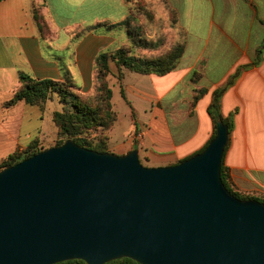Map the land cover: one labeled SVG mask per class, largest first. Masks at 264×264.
<instances>
[{
	"label": "crops",
	"instance_id": "1",
	"mask_svg": "<svg viewBox=\"0 0 264 264\" xmlns=\"http://www.w3.org/2000/svg\"><path fill=\"white\" fill-rule=\"evenodd\" d=\"M165 1L170 25L180 38L176 42L185 45L183 54L165 75L122 68V87L132 109L124 113L128 128L118 131L123 124L112 86L117 118L108 131L109 150L125 154L135 149L143 165L152 167L174 164L200 150L213 134L207 112L212 91L237 67L248 64L220 101L222 115H233L224 164L235 190L264 197V47L253 64L264 41V0H205L203 7L199 0ZM33 8L44 18L42 31ZM129 14L126 0L0 1V159L35 138L45 148L57 138L52 114L62 105L56 93L43 110L23 100L4 105L20 85L19 72L37 79L68 78L81 93L87 91L96 77L98 53L137 43L132 32L130 38L118 25ZM144 39V49L162 42ZM109 66L117 68L114 61ZM116 89L120 93V87ZM200 89L205 92L193 104ZM54 100L60 109L48 107ZM47 108L53 122L48 135L42 126Z\"/></svg>",
	"mask_w": 264,
	"mask_h": 264
},
{
	"label": "water",
	"instance_id": "2",
	"mask_svg": "<svg viewBox=\"0 0 264 264\" xmlns=\"http://www.w3.org/2000/svg\"><path fill=\"white\" fill-rule=\"evenodd\" d=\"M228 127L199 152L145 166L138 151L67 139L0 170V264H264V202L221 179Z\"/></svg>",
	"mask_w": 264,
	"mask_h": 264
},
{
	"label": "trees",
	"instance_id": "3",
	"mask_svg": "<svg viewBox=\"0 0 264 264\" xmlns=\"http://www.w3.org/2000/svg\"><path fill=\"white\" fill-rule=\"evenodd\" d=\"M127 1L131 2V0ZM136 5H138V2ZM33 17L41 31L46 28L44 18L37 8H33ZM129 18L131 17L129 16L126 20L118 23V25L128 24ZM137 43L143 47L147 46V43L143 38H139V42ZM262 47H264V41L256 51V57L253 64L260 58ZM184 48V43H179L159 56H136L131 53L130 49L124 47L118 48L114 51H103L98 53L95 57V79L98 81V96L95 104H91L84 100L83 97L79 95V93H76L74 90H72L75 85L68 78L63 79L62 81L52 79H37L21 71L19 72L20 85L13 92L11 98L4 103V105L6 107H10L16 104L18 101L23 100L27 104L38 105L40 109L43 110L45 102L52 97L53 93H56L62 108L61 110H54L52 114V120L57 128V138L53 145H59L67 139H71L82 147L99 152H107L110 151L108 146V131L112 128L117 118V114L112 103V88L108 85L106 80L107 75L111 73L109 62L114 61L117 67V75L121 79L123 78V67L133 70L137 73L165 75L175 68L177 62L183 54ZM247 66L248 64L237 67L235 71L229 76L225 84L215 88L212 91L211 100L207 106V112L212 120L213 134L206 144L195 153L201 151L214 137L217 118H221L222 121L227 125L229 141V134L233 128V115L230 114L227 117L222 115L220 112V101L227 87L234 83L241 70ZM203 92H205L203 89L196 91L192 100L193 104L198 99V96ZM120 95L128 104H130L126 99L122 86H120ZM226 148L227 146L223 152L220 170L221 179L225 187L233 195L241 199H257L261 202H264V197L242 194L232 187L230 170L224 164V154ZM42 149H45V147L39 146L38 139L35 138L25 148L16 149L6 157L1 158L0 170L6 166L17 163ZM189 156L178 160L176 163L188 158ZM55 264L86 263L81 259H71ZM104 264L140 263L131 258L122 257Z\"/></svg>",
	"mask_w": 264,
	"mask_h": 264
},
{
	"label": "rangeland",
	"instance_id": "4",
	"mask_svg": "<svg viewBox=\"0 0 264 264\" xmlns=\"http://www.w3.org/2000/svg\"><path fill=\"white\" fill-rule=\"evenodd\" d=\"M127 2L129 4V10H130L129 16L131 17L129 18L128 22L130 23L131 27H135V28L131 29V27H129V23L126 25L125 24H120V25L121 27H125V30L129 34L130 38L132 32L133 33L132 36L137 42H139V38L144 39L145 36L148 39L151 38L152 40H156V39L159 40L161 38L162 42L157 48H150V49H148V47L144 49L142 46L135 43L134 41L133 43L129 42L126 44H122L121 47L130 49L131 53L136 56H159L170 50L173 46L182 43V42L177 43L178 41H180V38L176 36L177 32L174 29V27L170 25L169 15H167L166 13L167 11L165 9L167 5L165 0H131V2L129 1ZM137 2L138 5H136ZM198 4L202 7L206 5L205 0H199ZM106 80L111 88L112 86H114L113 98L117 106L116 109L120 112V116H121L120 123L122 121L123 124V125L118 124L117 130L124 131L125 128H128L129 125V121L125 120L126 116L124 115V113L125 112L129 113L131 106L121 98L120 93H118V89H116V87L123 86V78L121 79L117 75V68H116L114 70L111 69V73L107 75ZM97 84L98 81L94 79L92 86L87 91L81 93L78 90V87L76 86H74L72 90H74L76 93H79V95H81L84 100L88 101L91 104H95L98 96ZM54 106L60 109V104L57 100L50 101L48 103V107H54ZM49 112L50 111L47 108L46 111L44 112V117H43L45 121L42 126H43V130L46 132V135H48L49 132H51V129L53 127V122L49 117ZM54 142H52L51 145H49V147L53 146Z\"/></svg>",
	"mask_w": 264,
	"mask_h": 264
}]
</instances>
